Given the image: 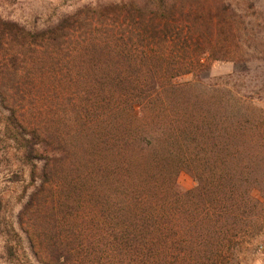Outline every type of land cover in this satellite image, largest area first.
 <instances>
[{
	"label": "trees",
	"instance_id": "trees-1",
	"mask_svg": "<svg viewBox=\"0 0 264 264\" xmlns=\"http://www.w3.org/2000/svg\"><path fill=\"white\" fill-rule=\"evenodd\" d=\"M257 2L0 17V232L23 185L17 223L41 264H242L264 243V109L210 70L260 58Z\"/></svg>",
	"mask_w": 264,
	"mask_h": 264
},
{
	"label": "rangeland",
	"instance_id": "rangeland-1",
	"mask_svg": "<svg viewBox=\"0 0 264 264\" xmlns=\"http://www.w3.org/2000/svg\"><path fill=\"white\" fill-rule=\"evenodd\" d=\"M97 0H0V17L16 21L27 26H44L47 22H57L62 16L72 12L80 6L96 2ZM257 23L260 26V36L255 40L262 51L257 60L248 69L236 68L233 62H214L211 65L210 79L213 82L237 85L242 94L255 100L256 104L264 109V0L257 2ZM194 78L192 74L182 76L178 82L185 83ZM4 166H0V192L4 189ZM196 186V181L187 172H182L178 177V190L186 192ZM10 193L14 192L4 214L3 228L0 232V264H41L32 253L29 241L21 231L17 216L22 203L18 197L22 194L23 185L9 187ZM262 190V189H261ZM256 191L255 196L264 202L263 191ZM27 193V192H26ZM23 198L22 201L26 199ZM264 234V232H263ZM262 236V235H261ZM259 242V241H258ZM253 246V251L247 253L242 264H264V243L259 242ZM15 247L14 257L5 253L6 245ZM255 250V251H254Z\"/></svg>",
	"mask_w": 264,
	"mask_h": 264
}]
</instances>
